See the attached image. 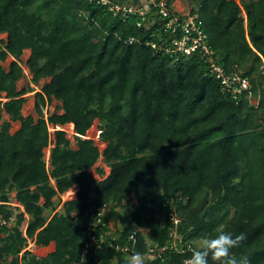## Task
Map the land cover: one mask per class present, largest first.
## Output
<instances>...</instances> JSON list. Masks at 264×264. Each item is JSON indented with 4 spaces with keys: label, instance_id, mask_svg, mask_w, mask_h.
Masks as SVG:
<instances>
[{
    "label": "trees",
    "instance_id": "obj_1",
    "mask_svg": "<svg viewBox=\"0 0 264 264\" xmlns=\"http://www.w3.org/2000/svg\"><path fill=\"white\" fill-rule=\"evenodd\" d=\"M189 1L217 63L249 81L236 99L198 52L168 51L183 33L165 31L155 9L138 26L139 14L93 0H0V264H125L150 247L167 249L146 264H183L219 225L246 235L234 255L264 264V0ZM20 62L40 87L27 115L34 88L18 86ZM96 120L102 151L82 137ZM99 159L110 172L96 168L97 179ZM104 207L103 241L85 253L88 220ZM29 240L54 249L39 256Z\"/></svg>",
    "mask_w": 264,
    "mask_h": 264
},
{
    "label": "built area",
    "instance_id": "obj_2",
    "mask_svg": "<svg viewBox=\"0 0 264 264\" xmlns=\"http://www.w3.org/2000/svg\"><path fill=\"white\" fill-rule=\"evenodd\" d=\"M93 1H95L96 4L107 6L108 9L112 11L114 16H119L122 19H125L134 13L139 14L141 16V20L137 23L138 26L146 25L144 23L147 20L151 22L152 18L149 19V14L152 9H155V14L160 15L164 19L169 18L162 27L165 31H171V33L175 34L181 30L183 33L180 38H174L170 42L168 51H172L174 53L183 52L185 55L198 52L207 64L209 74L220 79L222 90L229 91L235 99L238 97V95L249 89L250 84L247 78L242 77L236 72L227 73L225 69L217 63L214 51L207 43V35L202 28L201 21L198 20V15H180V13H178L173 8V2L171 0H150L147 4H141L139 7L134 4L127 5L115 3L113 0ZM97 135L99 137L101 135V131L99 129ZM49 147H51V145ZM48 152L50 153L49 149ZM105 211L106 208L104 207L102 210L97 212L96 217L88 220L87 230L90 241L84 246L85 253L91 248L93 244L97 245V243L103 241V236L101 239L97 237L95 230L102 223V215ZM171 219L176 225L180 222V219L177 216H172ZM4 222L5 221H2V223ZM136 233V230L133 231L130 239L135 240ZM171 237H176V233L174 231L171 232ZM31 242L34 243L33 241H29V244ZM29 244L26 249L31 250ZM174 245L176 246L175 242ZM166 249V247H163L157 250L155 247H150L145 257L148 260L161 259L162 254H164Z\"/></svg>",
    "mask_w": 264,
    "mask_h": 264
},
{
    "label": "rangeland",
    "instance_id": "obj_3",
    "mask_svg": "<svg viewBox=\"0 0 264 264\" xmlns=\"http://www.w3.org/2000/svg\"><path fill=\"white\" fill-rule=\"evenodd\" d=\"M126 1L127 2L128 1L133 2V0H126ZM138 1H139V4L141 5V4H147L150 0H138ZM237 1L240 2V0H237ZM191 7H192V4L190 3L189 0H174L173 1V8L178 13H180V15L189 14ZM150 18H152V17L149 16V19ZM144 24H146V26H150L151 24H153V21L150 22L149 20H147ZM5 38H6V34H0V39H5ZM28 56H29V52L25 51V54L23 55L22 60L25 61ZM11 59L12 58L9 57L7 62H10ZM20 63H21V65L24 68L25 75L18 82V86L22 87V86H24L26 84H30L31 87L34 88L33 92H30V93L26 94V96H28V99H27L26 103L24 104L23 114L27 115L29 113H34V104H35L34 93L36 91H38L40 87L39 86H35L31 82V74L28 73L29 71H28L27 67L23 64V62H20ZM41 83H42V81H41ZM250 99H251V101L253 103H255V100L253 98H250ZM56 105H58V104H57V102L55 100L52 101V103L46 104V106L44 107V112H47V110L52 111L55 108ZM18 128H19V125L18 124H14L12 129H11V131L14 132ZM64 128L68 132V137L71 140H73V135H74V133H73V125H67ZM53 129L54 128L51 125H49V130L53 131ZM97 134H98V121L96 120L94 122V124L91 126V128L87 131V134L85 135L84 138L93 139L95 141V143L98 145L99 149L102 151L105 148L106 144L100 141L99 136ZM50 148L51 147H49L48 149L50 150ZM48 149L47 148L45 149V158H46L47 162L49 161L48 158H49V155H50V153L48 152ZM96 168L104 169V175L102 176L103 178L106 177L109 174V172H110V168L102 161V159H99L98 162L95 164V166L92 167L89 170L90 172H92L94 174L95 178L100 179L101 177L97 174ZM75 192H76V189H71L68 192L64 193L62 200L65 201L66 199H68L70 197H73ZM11 197H12V205L14 207H19V208H21L23 210V207L14 198L15 197V192H11ZM135 204H136L135 200H132V202L126 204L125 211L127 212V211L132 210L134 208ZM15 212H18V210L15 209ZM11 225H12V223H11ZM25 228H26V222L23 224V232H25ZM115 230H116V226L115 225H111L110 234L114 235L115 234ZM29 241H31V240H29ZM29 247L31 248L32 252H34L35 254H37L39 256H44V255H46L47 253H49L50 251H52L54 249L53 245H51L49 247H46V248H44V247L42 248V247H38L37 245H35L32 242L29 244Z\"/></svg>",
    "mask_w": 264,
    "mask_h": 264
},
{
    "label": "clouds",
    "instance_id": "obj_4",
    "mask_svg": "<svg viewBox=\"0 0 264 264\" xmlns=\"http://www.w3.org/2000/svg\"><path fill=\"white\" fill-rule=\"evenodd\" d=\"M245 240L244 233L236 234L227 231L224 225H219L214 233L198 237L195 240L191 256L186 258L183 264H250L246 255L237 257L233 254V249L239 248ZM125 264H146V257L138 251L128 256Z\"/></svg>",
    "mask_w": 264,
    "mask_h": 264
}]
</instances>
